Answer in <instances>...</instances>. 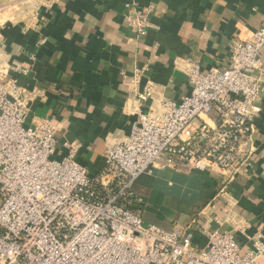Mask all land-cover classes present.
I'll use <instances>...</instances> for the list:
<instances>
[{"label":"built area","instance_id":"2783aa9c","mask_svg":"<svg viewBox=\"0 0 264 264\" xmlns=\"http://www.w3.org/2000/svg\"><path fill=\"white\" fill-rule=\"evenodd\" d=\"M126 8L128 25L145 37L152 7L132 0ZM263 52L264 25L234 42L227 67L203 73L191 64V94L141 113L124 142L107 148L94 176L75 160L81 145L64 143L57 158L54 119L28 124L39 92L8 77L10 69L22 73L20 66L0 63V264H264L263 235L245 246L239 237L249 226L232 216L231 231H167L145 224L134 208L138 180L155 170L216 172L226 185L252 169L248 144L262 90L252 73H264ZM129 84L144 107L151 88L139 91V77Z\"/></svg>","mask_w":264,"mask_h":264},{"label":"crops","instance_id":"0c3cea01","mask_svg":"<svg viewBox=\"0 0 264 264\" xmlns=\"http://www.w3.org/2000/svg\"><path fill=\"white\" fill-rule=\"evenodd\" d=\"M131 1L0 0V63L20 66L22 73L10 69L8 77L39 92L28 124L54 119L57 158L64 143L81 145L75 160L93 176L103 169L107 148L124 142L141 113L191 94V64L203 73L227 67L234 42L264 25V0H136L140 9H153L148 34L139 37L126 20ZM252 75L262 89L248 144L252 169L226 185L223 175L209 171L167 168L142 176L135 193L145 224L224 232L232 230V216L249 226L239 237L245 246L258 231L264 239V73ZM137 77L139 91H152L142 108L129 84ZM194 241L207 244L198 232Z\"/></svg>","mask_w":264,"mask_h":264},{"label":"rangeland","instance_id":"374dc122","mask_svg":"<svg viewBox=\"0 0 264 264\" xmlns=\"http://www.w3.org/2000/svg\"><path fill=\"white\" fill-rule=\"evenodd\" d=\"M183 171H185V172H195L194 170H192V169H190V168H187V169H185V170H183ZM140 206H141V202H140L139 205H137V206L134 207L135 210H139V211H141V210L139 209Z\"/></svg>","mask_w":264,"mask_h":264}]
</instances>
